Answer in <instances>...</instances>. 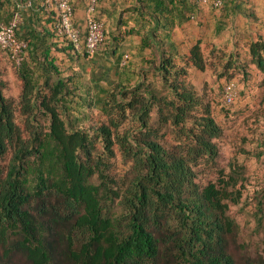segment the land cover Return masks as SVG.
Returning a JSON list of instances; mask_svg holds the SVG:
<instances>
[{
  "label": "trees",
  "instance_id": "trees-1",
  "mask_svg": "<svg viewBox=\"0 0 264 264\" xmlns=\"http://www.w3.org/2000/svg\"><path fill=\"white\" fill-rule=\"evenodd\" d=\"M16 36L27 43L13 66L19 96L6 97L0 78V264H237L228 210L243 170L216 168L222 129L187 81L188 66L206 67L200 41L181 66L158 46L147 68L87 99L48 50L36 57L33 32ZM248 53L264 74V37ZM93 106L104 121L82 127ZM118 154L130 165L116 177ZM202 165L215 181H198Z\"/></svg>",
  "mask_w": 264,
  "mask_h": 264
},
{
  "label": "crops",
  "instance_id": "crops-1",
  "mask_svg": "<svg viewBox=\"0 0 264 264\" xmlns=\"http://www.w3.org/2000/svg\"><path fill=\"white\" fill-rule=\"evenodd\" d=\"M222 1L224 5L214 9L196 0H97L91 15L103 24L104 39L94 55H88L84 49L74 52L56 36V10L51 1L0 0V19L4 22L16 19V29L22 38L33 32L36 57L44 60L42 53L48 50L61 76L70 78L83 94L90 91L87 99H96L99 90L112 88L126 76L133 77L139 67L147 68L142 60L156 56L158 46L167 54L179 57L188 54L197 41L205 40L203 35L226 45L229 40L223 36L227 33L236 46L246 38L248 47L257 37H264V0ZM70 3L73 23L83 39L87 18L91 16L88 0H70ZM145 41L151 46L143 48ZM125 59L128 68L123 69ZM5 60L9 61L0 50V64Z\"/></svg>",
  "mask_w": 264,
  "mask_h": 264
},
{
  "label": "rangeland",
  "instance_id": "rangeland-1",
  "mask_svg": "<svg viewBox=\"0 0 264 264\" xmlns=\"http://www.w3.org/2000/svg\"><path fill=\"white\" fill-rule=\"evenodd\" d=\"M223 37L229 40L228 44L203 35L205 40L201 42V50L206 67L199 71L188 66L187 81L210 105L212 115L222 129L220 138L216 140L219 149L216 168H223L226 173L232 168L243 170L239 180L242 185L241 199L237 204H230L228 210L238 225L236 245L232 244L234 247L231 252L235 263L254 264L260 256H264V74L251 62L249 39H242L240 45L236 46L231 43V35L224 33ZM180 57L176 61L180 66L185 65ZM1 64L0 78L5 83L4 95L16 98L21 82L10 61L5 60ZM229 82L235 84V96L230 105L225 103L223 93L224 86ZM156 85L161 87V82L158 81ZM86 116L90 120L83 121L82 127H96L104 121V116L95 106L87 110ZM17 122L23 128L20 119ZM169 137L167 135L166 138ZM10 158L11 154H7L3 165ZM129 165L118 154L112 161L110 171L116 177L122 176ZM216 168L200 166L198 181L202 184L215 181Z\"/></svg>",
  "mask_w": 264,
  "mask_h": 264
},
{
  "label": "built area",
  "instance_id": "built-area-1",
  "mask_svg": "<svg viewBox=\"0 0 264 264\" xmlns=\"http://www.w3.org/2000/svg\"><path fill=\"white\" fill-rule=\"evenodd\" d=\"M54 4L56 10L55 28L60 37L66 38L73 44L76 50L84 49L88 55L96 54L104 39L103 24L92 17L97 0H88L90 17L86 21V33L82 39L80 31L73 23V9L70 0H48ZM200 4L209 5L214 9H220L222 0H196ZM17 20L4 22L0 19V49L6 53L14 67L20 66L24 59L27 43L16 36ZM224 101L231 104L235 96V84L227 83L223 88Z\"/></svg>",
  "mask_w": 264,
  "mask_h": 264
}]
</instances>
